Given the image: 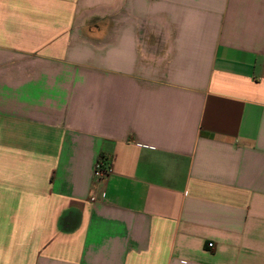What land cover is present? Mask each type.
<instances>
[{"label":"crops","instance_id":"crops-1","mask_svg":"<svg viewBox=\"0 0 264 264\" xmlns=\"http://www.w3.org/2000/svg\"><path fill=\"white\" fill-rule=\"evenodd\" d=\"M0 264H264V0H0Z\"/></svg>","mask_w":264,"mask_h":264},{"label":"built area","instance_id":"built-area-1","mask_svg":"<svg viewBox=\"0 0 264 264\" xmlns=\"http://www.w3.org/2000/svg\"><path fill=\"white\" fill-rule=\"evenodd\" d=\"M112 172L111 163L106 160L104 157H100L96 160L93 167V177L97 181H106L109 174ZM91 199H94L91 198ZM212 243H208V246H211Z\"/></svg>","mask_w":264,"mask_h":264}]
</instances>
